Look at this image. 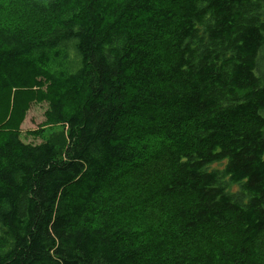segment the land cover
Instances as JSON below:
<instances>
[{"label":"trees","instance_id":"trees-1","mask_svg":"<svg viewBox=\"0 0 264 264\" xmlns=\"http://www.w3.org/2000/svg\"><path fill=\"white\" fill-rule=\"evenodd\" d=\"M17 3L47 18L36 38L0 21V90L48 82L67 140L0 142V264H250L264 230V0ZM132 116L181 147L165 190L192 198L163 238L137 236L135 208L110 197L139 156ZM212 226L247 252L179 241Z\"/></svg>","mask_w":264,"mask_h":264},{"label":"rangeland","instance_id":"rangeland-1","mask_svg":"<svg viewBox=\"0 0 264 264\" xmlns=\"http://www.w3.org/2000/svg\"><path fill=\"white\" fill-rule=\"evenodd\" d=\"M4 1L0 21L24 27L27 25L31 37L36 38L41 32L40 28L43 29L47 16L23 8L17 3L18 0ZM170 1L158 0V3L162 5ZM171 30L175 34V27L171 26ZM173 34L168 37L167 43L162 42V46L169 47L168 40L175 38ZM51 102L52 92L45 81L42 85H32L29 88L0 90V142L9 131H16L26 143L52 141L63 151L67 132L62 125L50 120ZM159 122V119L132 116L131 133L135 135L139 156L122 164L110 185V197L122 199L121 204L135 208L136 215L129 220L128 225L136 228V235H142L144 239L163 238L174 231L177 227L174 216L176 206L181 201L189 202L192 198L186 192L170 195L165 190L175 169L176 154L181 151V147L178 146V141L169 139L155 127L154 124ZM190 126L191 124L187 125L188 130L192 129ZM194 128L195 126L193 130ZM179 241L197 253L209 251L215 257L232 252L244 254L248 248L241 244V240L230 229L222 230L213 226L206 228L198 236L179 238ZM250 248L251 261L247 260V254L243 257L244 261L264 264V230L253 237Z\"/></svg>","mask_w":264,"mask_h":264},{"label":"bare ground","instance_id":"bare-ground-1","mask_svg":"<svg viewBox=\"0 0 264 264\" xmlns=\"http://www.w3.org/2000/svg\"><path fill=\"white\" fill-rule=\"evenodd\" d=\"M54 10H55V9H54ZM23 15H24V14H23ZM28 19H29V18H28ZM31 19H32V18H31ZM28 30H29V28H28ZM149 45H150V44H149ZM152 45H153V44H152ZM151 48H152V47H151ZM45 50H46V49H45ZM152 50H153V49H152ZM151 53H152V52H151ZM46 54H47V53H46ZM38 55H39V54H38ZM36 56H37V55H36ZM36 56H35V57H36ZM40 56H41V55H40ZM148 56H149V55H148ZM37 57H38V56H37ZM36 61H37V60H36ZM36 65H37V64H36ZM28 81H29V80H28ZM28 81H27V82H28ZM65 103H66V102H65ZM63 105H64V104H63ZM71 105H72V104H71ZM72 107H73V106H72ZM65 108H66V107H65ZM64 110H65V109H64ZM64 110H63V111H64ZM73 113H74V112H73ZM49 115H50V114H49ZM51 117H52V116H51Z\"/></svg>","mask_w":264,"mask_h":264}]
</instances>
